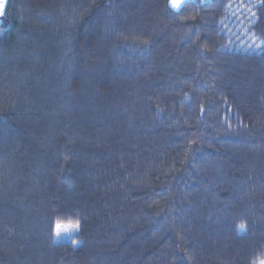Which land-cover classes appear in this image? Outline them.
<instances>
[{
    "label": "trees",
    "instance_id": "obj_1",
    "mask_svg": "<svg viewBox=\"0 0 264 264\" xmlns=\"http://www.w3.org/2000/svg\"><path fill=\"white\" fill-rule=\"evenodd\" d=\"M0 264H264V0H6Z\"/></svg>",
    "mask_w": 264,
    "mask_h": 264
},
{
    "label": "rangeland",
    "instance_id": "obj_2",
    "mask_svg": "<svg viewBox=\"0 0 264 264\" xmlns=\"http://www.w3.org/2000/svg\"><path fill=\"white\" fill-rule=\"evenodd\" d=\"M6 0H0V14L4 10ZM79 232V224L72 222H59L55 226L52 240L54 242L68 241Z\"/></svg>",
    "mask_w": 264,
    "mask_h": 264
},
{
    "label": "snow or ice",
    "instance_id": "obj_3",
    "mask_svg": "<svg viewBox=\"0 0 264 264\" xmlns=\"http://www.w3.org/2000/svg\"><path fill=\"white\" fill-rule=\"evenodd\" d=\"M172 7L179 8L183 3V0H170Z\"/></svg>",
    "mask_w": 264,
    "mask_h": 264
},
{
    "label": "crops",
    "instance_id": "obj_4",
    "mask_svg": "<svg viewBox=\"0 0 264 264\" xmlns=\"http://www.w3.org/2000/svg\"><path fill=\"white\" fill-rule=\"evenodd\" d=\"M187 1H189V0H183V3L181 4V6H182L185 2H187ZM170 4H171V3H170ZM171 6H172V5H171ZM181 6H180V7H181ZM180 7H179V8H180ZM172 8H174V7H172ZM179 8H174V9H179ZM0 15H1V14H0Z\"/></svg>",
    "mask_w": 264,
    "mask_h": 264
}]
</instances>
